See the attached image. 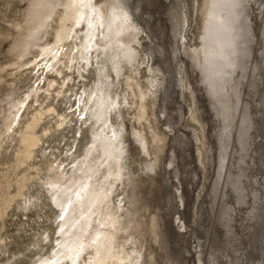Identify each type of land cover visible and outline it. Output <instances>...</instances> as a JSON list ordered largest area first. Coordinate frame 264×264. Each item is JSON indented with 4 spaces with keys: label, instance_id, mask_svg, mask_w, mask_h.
<instances>
[{
    "label": "rangeland",
    "instance_id": "1",
    "mask_svg": "<svg viewBox=\"0 0 264 264\" xmlns=\"http://www.w3.org/2000/svg\"><path fill=\"white\" fill-rule=\"evenodd\" d=\"M124 1L142 28V87L157 91L145 118H138L136 104L124 110L130 174L119 185L125 218L141 222L140 231L131 232L143 244L146 264H264V0L244 2L248 51L235 83L225 86V102L193 52L202 48L205 0ZM30 4L0 0V264H37L52 251L58 210L43 184L47 161L50 153L59 159L83 153L90 139L89 127L77 131L82 121L74 94L94 84L95 72L83 81L73 69L46 71L36 48L19 54ZM174 11L181 20L177 34ZM154 77L158 87L150 85ZM49 80L56 83L47 92ZM63 85L71 102L57 98ZM36 87L40 94L28 97ZM128 97L134 101L131 92ZM18 101H24L21 111L13 107ZM49 105L72 111V122L59 126L56 112L44 113L36 128L40 144L21 158L23 130ZM15 115L10 128L6 122ZM134 130L146 135L149 152ZM47 234L51 240H44Z\"/></svg>",
    "mask_w": 264,
    "mask_h": 264
},
{
    "label": "bare ground",
    "instance_id": "2",
    "mask_svg": "<svg viewBox=\"0 0 264 264\" xmlns=\"http://www.w3.org/2000/svg\"><path fill=\"white\" fill-rule=\"evenodd\" d=\"M245 1L205 0L202 48L193 52L208 85L221 102L230 98L225 86L235 81L248 51ZM178 13L173 12L176 34L181 31ZM23 29L17 45L21 56L36 48L44 57L41 66L46 71L62 73L64 68L73 69L83 81L92 70L96 76L91 87L84 83L82 92L74 94L82 121L77 131L82 132V125L89 127L90 139L83 153L71 152L66 159L50 153L54 159L47 161L43 184L58 210V231L52 251L40 254L36 263L146 264L143 244L131 232L140 231L141 222L131 225L132 220L125 218L129 209L119 192V185L125 184L130 174L124 110L136 104L138 118L143 119L148 112V100L157 94L154 89L145 90L139 78L141 64L145 62L139 49L143 47L142 28L124 0H31ZM43 38L46 40L42 43ZM154 78L150 85L158 87V78ZM48 82V87L42 88L47 92L56 83ZM123 85L129 90L128 96L130 92L134 96L133 102L126 93L123 95ZM36 88L28 97L39 93L41 87ZM57 92V98L63 96L72 101L64 85ZM23 102H13V107L20 110ZM42 107L21 134V158H30L40 144L42 138L36 128L44 113L56 112L59 126L73 120L72 111L59 113L55 106L49 105L46 110ZM116 115L120 121L115 119ZM17 116L8 119V127H13ZM134 134L141 148L149 152L146 135L138 130ZM44 240H51V236L47 234Z\"/></svg>",
    "mask_w": 264,
    "mask_h": 264
}]
</instances>
